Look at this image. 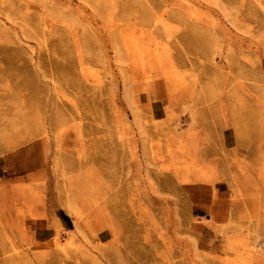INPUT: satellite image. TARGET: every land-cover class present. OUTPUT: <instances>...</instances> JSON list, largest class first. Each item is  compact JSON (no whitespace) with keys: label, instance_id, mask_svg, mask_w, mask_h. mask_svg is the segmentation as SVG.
<instances>
[{"label":"rangeland","instance_id":"obj_1","mask_svg":"<svg viewBox=\"0 0 264 264\" xmlns=\"http://www.w3.org/2000/svg\"><path fill=\"white\" fill-rule=\"evenodd\" d=\"M0 264H264V0H0Z\"/></svg>","mask_w":264,"mask_h":264},{"label":"bare ground","instance_id":"obj_2","mask_svg":"<svg viewBox=\"0 0 264 264\" xmlns=\"http://www.w3.org/2000/svg\"><path fill=\"white\" fill-rule=\"evenodd\" d=\"M56 241H57V238H56Z\"/></svg>","mask_w":264,"mask_h":264}]
</instances>
